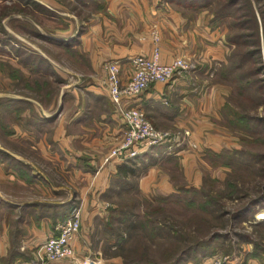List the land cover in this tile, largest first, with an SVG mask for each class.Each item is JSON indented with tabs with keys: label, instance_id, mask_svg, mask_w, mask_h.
I'll use <instances>...</instances> for the list:
<instances>
[{
	"label": "crops",
	"instance_id": "1",
	"mask_svg": "<svg viewBox=\"0 0 264 264\" xmlns=\"http://www.w3.org/2000/svg\"><path fill=\"white\" fill-rule=\"evenodd\" d=\"M67 26L58 33L66 38L56 39L79 51L93 74H85L89 78L79 80L80 87L65 91L60 104L57 96L45 106L13 94L20 82L11 70L17 69L21 80L29 82L36 74L34 66L8 62L0 68V99L31 104L14 111L18 117L12 115L13 123H0V264H34L36 251L58 236L57 224L80 204L84 215L74 242L75 257L48 264H123V257L100 233L108 222L105 197L112 181L119 184L118 193L131 192L126 181L134 179L140 195L169 198L200 189L205 171L219 180L223 170L227 179L228 167L211 156L237 148L233 131L222 125L227 94L215 78L216 69L226 62L229 44L215 14L201 0H103L97 15L74 19ZM156 48L162 64L184 58L194 70L153 85L124 104L142 110L160 131L188 134L187 142L147 150L130 163H105L106 150L122 139L125 127L101 84L103 66L119 61L125 83L133 72L129 60L151 58ZM123 165L137 174L123 177ZM263 213L255 212L243 228L248 236L264 230ZM221 257L235 264H264V236L228 239L225 252L211 253L199 264Z\"/></svg>",
	"mask_w": 264,
	"mask_h": 264
},
{
	"label": "rangeland",
	"instance_id": "2",
	"mask_svg": "<svg viewBox=\"0 0 264 264\" xmlns=\"http://www.w3.org/2000/svg\"><path fill=\"white\" fill-rule=\"evenodd\" d=\"M31 1L43 5L24 7L17 0L11 3L0 0L3 5L0 12L8 14L0 23V68L3 63L16 65L23 61L34 68L37 66L39 72L29 82L21 80L17 69L11 70L20 82L16 83L13 94L25 95L45 106L57 96L60 104L64 92L83 85L79 80L86 81L89 77L85 74L91 76L93 71L86 69L79 51L56 39L66 38L58 33L65 31L74 19L88 20L97 15L103 9V0ZM210 1L214 11L223 17L218 23L226 32V40L231 41L240 32L231 20L228 13L231 11H223V0ZM241 8L247 15H255L258 23L253 18L244 22L254 30L257 26L260 35L259 43L256 38L250 39L252 46L244 49L239 57L233 56L238 49L230 42L226 62L215 72L217 83L227 94L221 111L222 125L232 130L237 140V148L233 150L237 154L228 168L227 179L223 170L219 171L222 175L219 180L211 179L213 173L205 171L206 178L200 189L186 190L167 199L140 195L134 179L126 181L131 192L118 193L119 184L113 180L105 197L108 222L100 233L107 246L115 247L113 251L125 257V264H199L211 253L225 252L228 239L264 236V230L257 234L253 231L248 236L243 229L248 228L255 212L264 210V125L257 122L264 118V2L252 8L245 0ZM256 46H259L256 59L262 71H257L260 65L254 63L256 59L246 55L256 50ZM11 99H0L1 116L3 112L0 123L3 120L11 124L18 117L14 111L31 108L28 102ZM160 132L180 138L175 143L179 146L185 145L189 136ZM164 147L170 148L166 145L157 150ZM226 159L228 163L230 155Z\"/></svg>",
	"mask_w": 264,
	"mask_h": 264
},
{
	"label": "built area",
	"instance_id": "3",
	"mask_svg": "<svg viewBox=\"0 0 264 264\" xmlns=\"http://www.w3.org/2000/svg\"><path fill=\"white\" fill-rule=\"evenodd\" d=\"M155 40L158 37L155 35ZM161 50L156 48L151 58L135 56L129 60L132 75L128 81H122V69L119 61H110L103 66L101 84L107 88L119 121L125 127L122 139L105 155L104 162L113 160L128 161L139 157L147 150L166 146L170 148L178 143V138L158 131L146 114L135 107L125 106V100L138 97L156 84H167L176 77L194 70V64L187 59L177 58L170 64L160 62ZM83 206H75L69 215L61 220L56 230L58 236L50 238L35 255L34 264H48L53 261L71 260L75 257L74 242L81 228ZM264 218V216L262 217ZM210 264H235L230 257L213 259Z\"/></svg>",
	"mask_w": 264,
	"mask_h": 264
},
{
	"label": "trees",
	"instance_id": "4",
	"mask_svg": "<svg viewBox=\"0 0 264 264\" xmlns=\"http://www.w3.org/2000/svg\"><path fill=\"white\" fill-rule=\"evenodd\" d=\"M3 2H6L7 1L9 3L11 2H14V0H2ZM19 1L21 4H23L24 7H27V6H38V7H42V5L40 4H37L31 0H17ZM202 1V4L204 7L208 8L212 13L215 14V18L218 22V20H222L223 17L221 18L218 13H216L213 9V6H211V1L210 0H201ZM242 1H245V0H223L222 3H225V7H223V11H227L230 10L231 12H228L230 14V17H231V20L233 21L234 23V26H236V29L239 30L240 32L234 37L231 39V41L227 38V42L228 44L230 42H233L235 44V46L237 47L238 51L237 52H233V56H235L237 54V57L241 56V52L244 51V49H246L247 47H250L252 46V43L250 42V39L252 38H256V42L259 43V35H260V32H259V29L258 27L256 26L255 30L253 28H249L247 27V22H244L245 19H249L252 18L255 20L256 23L257 22V19L255 17V15L252 14L251 15H247L245 12H243V8H241V2ZM248 1V4H250V6H252V8L254 7V5H256L257 3L259 2H264V0H247ZM18 2V3H19ZM8 5V4H6ZM240 5V6H239ZM3 5H0V8L2 7ZM8 14L6 13H2L0 12V23H1V20L6 17ZM263 16H264V11H263ZM258 25V24H257ZM252 32V34H250L249 31ZM244 31V32H243ZM247 31V32H246ZM256 45V44H255ZM235 53V54H234ZM247 56L249 57H252L251 59H256L257 56L259 55V46H256V50L252 51V52H249L248 54H246ZM232 55H230L231 57ZM232 56V58H233ZM253 61V60H252ZM23 65H27L24 61L21 62ZM254 63H256V65H260L259 61L256 59L254 60ZM259 63V64H258ZM34 64V63H33ZM30 65V64H28ZM233 67H235L233 65ZM240 68V67H238ZM236 68V69H238ZM263 68L261 67L260 65V68L257 69V71H262ZM35 71L36 72H39L38 69H37V66L35 67ZM228 72H233L232 71H229ZM249 119V118H247ZM257 122L260 124V125H264V118L261 119V120H257ZM237 154L236 151H224L222 154L220 155H217V156H214L213 159H216V161L219 162V164L221 166H224V167H228L230 168L232 166V162L234 161V157ZM230 155V160L229 162L227 163V156ZM140 157V156H139ZM139 157L135 158V159H132V160H128L126 161L127 163H130L132 161H136ZM123 173V177H128L127 175L130 174V175H136L137 174V171L133 168V167H128L127 165H123L120 169H119V174ZM122 175V174H121ZM167 199V198H166ZM142 228L144 229L145 227L142 226ZM123 259H124V262L123 264L126 263V259L125 257L120 254Z\"/></svg>",
	"mask_w": 264,
	"mask_h": 264
}]
</instances>
